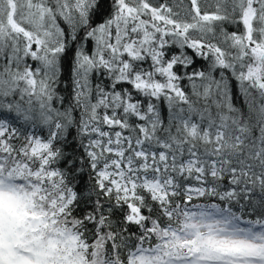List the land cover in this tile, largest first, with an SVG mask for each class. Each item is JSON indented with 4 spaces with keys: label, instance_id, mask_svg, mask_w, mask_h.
<instances>
[{
    "label": "snow or ice",
    "instance_id": "6c2138e0",
    "mask_svg": "<svg viewBox=\"0 0 264 264\" xmlns=\"http://www.w3.org/2000/svg\"><path fill=\"white\" fill-rule=\"evenodd\" d=\"M0 264H264V0H0Z\"/></svg>",
    "mask_w": 264,
    "mask_h": 264
}]
</instances>
